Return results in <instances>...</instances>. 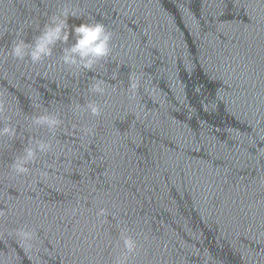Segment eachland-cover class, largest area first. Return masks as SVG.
Segmentation results:
<instances>
[{
  "label": "water",
  "instance_id": "95a60500",
  "mask_svg": "<svg viewBox=\"0 0 264 264\" xmlns=\"http://www.w3.org/2000/svg\"><path fill=\"white\" fill-rule=\"evenodd\" d=\"M0 264H264V0H0Z\"/></svg>",
  "mask_w": 264,
  "mask_h": 264
},
{
  "label": "clouds",
  "instance_id": "9594fccd",
  "mask_svg": "<svg viewBox=\"0 0 264 264\" xmlns=\"http://www.w3.org/2000/svg\"><path fill=\"white\" fill-rule=\"evenodd\" d=\"M66 20L53 18L51 24L46 26L45 30L36 38L32 47L31 58L33 61L41 59L43 56H48L51 53V48L57 42L66 43L69 35L76 37L75 43L66 50L64 60L66 63H75V57L83 62V67L90 68L95 58H101L108 54V40L109 36L105 33L104 26L96 23L94 25L80 23L72 27L71 32L66 30ZM25 45L23 42L16 44L13 48V54L17 57H22L24 54ZM93 114L98 112L96 107H92ZM46 121L50 126L57 123L55 120ZM38 120L37 122H41ZM9 129H3V132H8ZM40 151H45L47 145L40 144L38 146ZM34 151L27 149L25 157L17 163L19 171L24 172L26 169L22 166L28 160L34 157Z\"/></svg>",
  "mask_w": 264,
  "mask_h": 264
}]
</instances>
